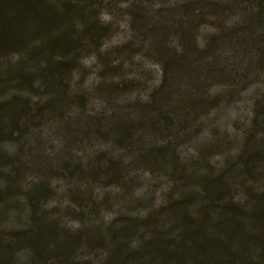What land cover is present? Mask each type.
<instances>
[{"label": "rangeland", "instance_id": "rangeland-1", "mask_svg": "<svg viewBox=\"0 0 264 264\" xmlns=\"http://www.w3.org/2000/svg\"><path fill=\"white\" fill-rule=\"evenodd\" d=\"M0 264H264V0H0Z\"/></svg>", "mask_w": 264, "mask_h": 264}]
</instances>
